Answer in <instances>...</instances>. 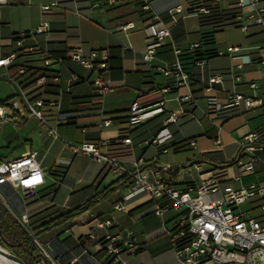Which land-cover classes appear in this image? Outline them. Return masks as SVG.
<instances>
[{
    "label": "crops",
    "instance_id": "0c3cea01",
    "mask_svg": "<svg viewBox=\"0 0 264 264\" xmlns=\"http://www.w3.org/2000/svg\"><path fill=\"white\" fill-rule=\"evenodd\" d=\"M90 1L9 0L2 7L0 58L15 53L16 65L46 70L48 78L44 84L28 86L24 91L32 101L57 103L42 109L49 127L38 119L32 124L30 117L17 127L21 131L8 135L6 141H2L1 129L0 162L36 152L46 171L45 185L29 200L17 185H0V198L10 212L31 232L43 222L86 204L120 179L96 159L74 153L66 141L79 145L95 143L104 152L126 161L143 158L165 168L173 167L162 173L166 180L173 178V184L180 189L189 183L200 184L217 166H226L229 178L238 177L230 182L234 188L264 186V170L247 175L230 166L237 159L244 137L255 133L258 140V132L264 127V110L227 105L233 91L252 93L253 83L262 88L258 94H264V27L248 18L238 0H202L210 10L207 16L193 0H150L149 9L144 0H117L112 6L102 4L99 8H91ZM53 3L59 4L49 11L42 9ZM177 6L183 8L184 14L177 15L174 21L168 10ZM261 6L264 7V0ZM150 22H161L171 34L155 51L153 60L146 62L145 28ZM43 24L48 25V32L30 35ZM128 25L134 27L123 30ZM243 26L247 28L245 32ZM225 32H235L237 36L228 42L220 41ZM23 33L28 37L19 45L17 41ZM224 47H240L237 54L243 60L249 58L251 63L239 69L241 60L214 54ZM65 49L81 50L85 55L96 51L100 58L105 57L108 69L104 77L111 81L112 90L100 96L93 85L97 72L69 59L49 68L44 66L46 58L51 54L63 56ZM178 59L192 76L188 86L177 85L174 77L161 71ZM198 61H203V65L198 66ZM5 73L0 69V80L7 82L0 84V101H6L16 116H29L19 89L1 77ZM8 74L12 75L10 71ZM72 75L76 79L71 81ZM215 76L222 82L208 88L206 82ZM209 97L217 98L225 107L216 111L208 105ZM136 102L145 106L163 103L165 112L131 128L129 112ZM181 112L178 122H166L170 114ZM107 120L110 125L105 126ZM163 128L167 129L163 135L171 134V139L158 143L156 138ZM127 137L132 139L130 144L124 143ZM106 141H110L108 146H104ZM262 147L258 153L264 157ZM179 166L183 168L179 170ZM123 195L122 188L109 191L86 213L42 231L35 241L45 253L44 264H104L107 258L97 256L100 241L85 235L89 229L97 238L105 233H119L141 245L140 252L123 257L126 264H182L170 237L164 234L163 221L170 220L171 214L162 219L155 213L162 201L140 196L122 210H115ZM261 203L260 197H254L240 210L260 218ZM98 220H112L114 226L110 230L97 228Z\"/></svg>",
    "mask_w": 264,
    "mask_h": 264
},
{
    "label": "built area",
    "instance_id": "2783aa9c",
    "mask_svg": "<svg viewBox=\"0 0 264 264\" xmlns=\"http://www.w3.org/2000/svg\"><path fill=\"white\" fill-rule=\"evenodd\" d=\"M9 0H0V20L2 17V7ZM117 0L90 1L91 8L112 6ZM150 0H144L145 8L149 9ZM194 5L205 16L210 14V10L204 6L202 0H193ZM52 5H43L44 11H49ZM239 7L248 12V18L256 25L264 27V7L261 6V0H238ZM170 17L176 21L177 15L184 14L181 6L168 10ZM134 25L123 27V30L133 28ZM49 28L47 24L40 25L30 35L45 34ZM147 48L144 54V61L150 62L154 58L155 51L161 47L170 36V30L161 22H150L146 25ZM246 31L245 26L242 27ZM27 33L21 34L17 43L22 45ZM240 47H227L226 51L216 50L215 55L219 57L229 56L232 59L241 60L237 68L242 69L244 65L251 63V60H243V56L237 53ZM63 56L50 55L44 60L46 68L54 63L62 64L65 60L81 65L84 69L96 71L97 77L93 85L100 96H104L112 90L111 81L104 77V72L108 69L107 59L100 58L99 53L92 51L89 54H83L81 50L69 51L63 50ZM264 55V48L261 49ZM18 60L17 54H11L8 57L0 58V69L6 71L2 78L13 83L24 97L29 109V116L18 117L8 106L0 104V132L4 123H12L19 127L27 122L30 117L37 118L41 123L49 127L44 118L42 109L45 106L54 107L56 102L45 103L41 99L30 100L21 82L16 76L8 74V71L16 66ZM203 65V61L196 63ZM27 67L18 69V74H24ZM165 76H172L176 79L179 86H188L191 81V74L188 73L181 61L178 59L170 67L162 68ZM46 76L36 80L35 86L46 82ZM76 79L72 75L71 81ZM235 80L240 81L239 77ZM222 80L215 76L210 78L206 85L212 88ZM252 93L244 94L233 91L228 98V106H243L246 109L259 107L264 110V94H258L262 90L259 84H251ZM208 105L216 111L222 110L225 105L221 104L217 98L209 97ZM163 103L145 106L138 102L134 103L129 112V125L135 127L145 120L153 118L157 114L164 113ZM183 113L170 114L166 120L167 123H176L182 117ZM105 126L110 125V121H105ZM167 131L163 128L157 135L158 143H165L171 139V134L163 135ZM53 136L59 139L58 134L51 129ZM132 139H124L125 144H130ZM110 141H106L104 146H108ZM66 145L74 152L87 155L96 159L104 166L109 167L116 175L128 177V183L122 187L124 195L120 202L114 206L115 210H122L124 205L140 196H149L151 200L162 201L155 209L157 216L165 219L171 214L170 220L163 221L164 234L170 237L173 248L182 264H264V186L250 185L234 188L231 185L226 166L214 167L212 173L206 177L200 184L189 183L180 189L174 184H169L163 179L162 172L172 171L173 167H162L143 158L133 161H126L108 152L103 151L101 145L95 143L75 144L66 141ZM192 145L194 143L192 142ZM263 150L262 145L257 143V135L251 133L244 137L240 142L239 154L236 159V167L244 174L253 175L256 173V167L259 164L264 165V157L259 155ZM198 169L199 165H193ZM179 166L178 169H182ZM12 183L18 186L25 199L29 200L36 196L38 190L46 183V171L37 160L36 152H28L19 158L0 162V185ZM254 197H260L262 203L260 211L262 216L257 218L250 212L240 210V206ZM26 219V216L23 217ZM114 226L112 220H98L96 227L110 230ZM85 235L91 239H98L101 243L100 252L112 264H126L123 257L135 255L142 247L134 240L124 239L119 233H105L102 236H95L91 230H87ZM183 244V246H179ZM44 253V252H43ZM45 255V253H44ZM35 264H44L42 259Z\"/></svg>",
    "mask_w": 264,
    "mask_h": 264
},
{
    "label": "trees",
    "instance_id": "16d2710c",
    "mask_svg": "<svg viewBox=\"0 0 264 264\" xmlns=\"http://www.w3.org/2000/svg\"><path fill=\"white\" fill-rule=\"evenodd\" d=\"M23 66L24 65L22 64L16 65L9 70L11 74L13 76H16V78L21 82L23 88L34 85L36 80L42 76H46V78H48L46 70L34 68H27L24 74L19 75L18 69ZM0 104L6 106L7 102L0 101ZM258 133L259 138L257 140V143L264 146V127ZM236 162V160L232 161L230 163V166H235ZM256 170H264V165L259 164L256 167ZM162 176L163 179L167 181V183L173 184V178H171L170 180H166V177L163 173ZM127 183L128 177H121L113 185L105 189L101 194H98L86 204L79 206L73 210L65 211L58 216L43 222L38 228L33 229L31 232L10 212V210L5 206L0 198V244L4 247H7L13 254L22 259L25 264H35L37 260L44 257V253L41 247L35 241L36 237L42 231L51 230L58 225L67 223L70 220L86 213L102 198L105 193L109 191H117ZM171 245L173 246L172 241ZM179 246H183V244L180 243ZM141 250L142 248L138 252H140ZM97 256L101 259L103 257V252H99ZM103 262L104 264H109L110 260L107 259Z\"/></svg>",
    "mask_w": 264,
    "mask_h": 264
},
{
    "label": "rangeland",
    "instance_id": "374dc122",
    "mask_svg": "<svg viewBox=\"0 0 264 264\" xmlns=\"http://www.w3.org/2000/svg\"><path fill=\"white\" fill-rule=\"evenodd\" d=\"M243 32H245V31H243ZM237 36V33H235V32H225V33H222L221 35H220V41L222 40V41H230L231 39H233V38H235ZM231 46V45H230ZM226 49H227V47H224V48H222V49H219L220 51H226ZM3 83H7L6 81H4L3 79L2 80H0V84H3ZM37 118H35V117H32L31 118V123L33 124V123H35V120H36ZM21 130L20 129H18L16 126H14L13 124L11 125V127H10V125H5L4 124V126H3V128H2V133H1V137H2V141H6V139H7V137H8V135H10V134H17V133H19Z\"/></svg>",
    "mask_w": 264,
    "mask_h": 264
},
{
    "label": "water",
    "instance_id": "95a60500",
    "mask_svg": "<svg viewBox=\"0 0 264 264\" xmlns=\"http://www.w3.org/2000/svg\"><path fill=\"white\" fill-rule=\"evenodd\" d=\"M0 255L8 259L9 261L15 263V264H25V262L20 259L18 256L13 254L7 247H4L0 244Z\"/></svg>",
    "mask_w": 264,
    "mask_h": 264
},
{
    "label": "bare ground",
    "instance_id": "6f19581e",
    "mask_svg": "<svg viewBox=\"0 0 264 264\" xmlns=\"http://www.w3.org/2000/svg\"><path fill=\"white\" fill-rule=\"evenodd\" d=\"M0 264H15V263L9 261L8 259L3 257L2 255H0Z\"/></svg>",
    "mask_w": 264,
    "mask_h": 264
}]
</instances>
